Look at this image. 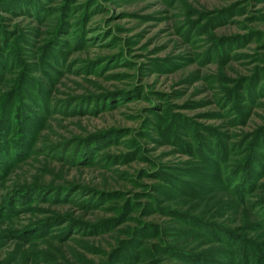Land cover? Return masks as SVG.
I'll use <instances>...</instances> for the list:
<instances>
[{"label": "rangeland", "instance_id": "374dc122", "mask_svg": "<svg viewBox=\"0 0 264 264\" xmlns=\"http://www.w3.org/2000/svg\"><path fill=\"white\" fill-rule=\"evenodd\" d=\"M0 264H264V0H0Z\"/></svg>", "mask_w": 264, "mask_h": 264}]
</instances>
